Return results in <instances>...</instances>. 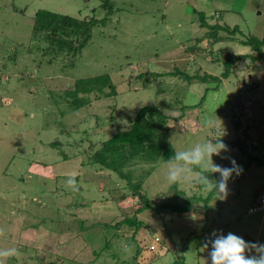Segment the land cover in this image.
Wrapping results in <instances>:
<instances>
[{"label": "rangeland", "instance_id": "1", "mask_svg": "<svg viewBox=\"0 0 264 264\" xmlns=\"http://www.w3.org/2000/svg\"><path fill=\"white\" fill-rule=\"evenodd\" d=\"M105 1L0 0V264H123L137 245L138 264H213L216 242L230 234L244 241L246 259L264 260V212H249L264 189V49L259 60L239 58L229 77L221 59L255 54L242 41L264 38V0ZM44 9L99 21L81 54H43L32 30ZM201 12L225 27L221 40ZM105 72L118 94L93 92L71 109L68 87ZM148 104L169 116L170 143L185 160H135L133 180L156 203L193 197L187 213L137 214L126 180L88 155L89 140L128 128ZM252 157L224 192L215 188L222 171L202 175ZM135 214L145 223L139 231L117 225Z\"/></svg>", "mask_w": 264, "mask_h": 264}, {"label": "trees", "instance_id": "2", "mask_svg": "<svg viewBox=\"0 0 264 264\" xmlns=\"http://www.w3.org/2000/svg\"><path fill=\"white\" fill-rule=\"evenodd\" d=\"M110 3L111 0H106L104 6H107ZM97 22L99 21L96 20L95 17H91L90 19L80 18L66 13L44 9L38 11L36 14V21L32 30V35L35 40L37 39L40 43L46 45L45 50L43 49L44 55H47L50 51L55 56L62 54H81L83 49L92 39L93 30ZM201 25L209 28V36L221 40L220 36H218V31L220 29H225V27L219 24L213 26L210 25L206 21V14L204 12H201ZM237 30H239L238 26L233 29V32L235 33ZM242 42L246 45H250L255 54H243L240 55V57H234L232 55L223 56L221 58L225 67L222 74L223 76L229 77L231 70L234 68L239 58L250 57L255 61L262 58L264 38L259 39L256 36H251ZM150 74L156 76L155 73ZM182 74L183 77L185 76L184 78L189 81H193L194 79H201L204 82L208 81L206 77L208 74H205V76L190 75L187 72H183ZM209 77L211 78L213 76L209 75ZM107 89L110 90L107 92ZM93 92H99V94H104L106 96L118 94L117 86L115 82H113L110 72L100 73L99 75L89 78H80L74 82V85H70L66 90V98L69 101L71 109L76 110L90 104L91 100L89 95ZM168 120L169 116L164 112V109L159 108L158 105L155 104H148L136 111L128 128H122L119 126L118 130L111 135L110 138L104 141L95 143L89 140L90 145L88 147L91 152L88 155L91 156V163L100 164L126 180L127 184H129L128 187L131 194H133L135 198L137 197L140 201V206L137 208V214L146 209H154L159 214L170 212L184 214L192 210L193 197H185L183 201H180L177 196L176 201L174 202H154L148 196L147 192L145 190L143 191L144 182L139 179L133 180V172L130 170V167L135 160L149 161L152 163L159 158H163L170 162H182L185 160V158L181 156V154L178 153L170 143V128ZM78 143H83V141L81 140ZM237 143L244 154L249 155L244 149V143L241 140H238ZM52 144L58 146L60 142H53ZM63 155L64 160L69 159L65 152ZM256 159V157H252L248 163L238 166L249 168L250 164L256 161ZM258 163L260 166L263 165V162L261 161H258ZM152 170H154V168H152ZM202 175L215 178L219 176V173L218 171L212 172L208 170L202 171ZM230 178L231 175L226 180L224 178L222 180L223 183L228 182ZM220 184V181L216 183L215 188H220ZM122 197L126 198L128 195H123ZM210 197L211 195L209 198ZM137 214L124 218V220L118 222L117 225L124 223L129 227H133L135 231H139L145 226V223L137 216ZM106 243L107 247H109L111 245V240ZM136 249L138 250L133 257V261L130 263L124 262L123 264H138V257L141 252L138 245ZM113 255H115V253H113ZM173 264L193 263L186 261L185 258H180L175 260Z\"/></svg>", "mask_w": 264, "mask_h": 264}, {"label": "clouds", "instance_id": "3", "mask_svg": "<svg viewBox=\"0 0 264 264\" xmlns=\"http://www.w3.org/2000/svg\"><path fill=\"white\" fill-rule=\"evenodd\" d=\"M224 132L221 131V135ZM225 148L223 143H219L216 149L213 151L218 153L219 149ZM199 155V154H197ZM234 165H236L235 160L232 161ZM213 171H222V175L225 180L231 175L233 171H236L237 174L243 172V168L240 166H236L234 169H220L217 166H214ZM172 179H175V175H173ZM70 184H74V179L69 181ZM220 191L224 192L226 190V185L224 183L220 184ZM216 250L213 252V264H264V260L255 261L246 259L244 256V241L239 239L235 235H229L226 239L218 240L215 244Z\"/></svg>", "mask_w": 264, "mask_h": 264}, {"label": "built area", "instance_id": "4", "mask_svg": "<svg viewBox=\"0 0 264 264\" xmlns=\"http://www.w3.org/2000/svg\"><path fill=\"white\" fill-rule=\"evenodd\" d=\"M258 211L264 212V189L258 193L253 206L249 209L251 213Z\"/></svg>", "mask_w": 264, "mask_h": 264}]
</instances>
